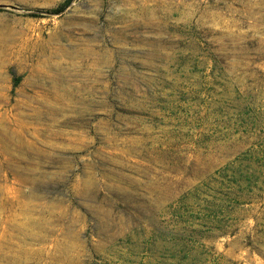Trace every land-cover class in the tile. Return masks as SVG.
<instances>
[{"label": "rangeland", "instance_id": "1", "mask_svg": "<svg viewBox=\"0 0 264 264\" xmlns=\"http://www.w3.org/2000/svg\"><path fill=\"white\" fill-rule=\"evenodd\" d=\"M0 264H264V0H0Z\"/></svg>", "mask_w": 264, "mask_h": 264}]
</instances>
